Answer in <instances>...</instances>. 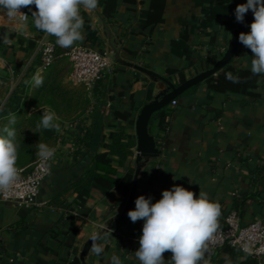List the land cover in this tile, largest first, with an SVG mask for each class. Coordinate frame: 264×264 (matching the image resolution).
Listing matches in <instances>:
<instances>
[{
	"label": "crops",
	"instance_id": "crops-1",
	"mask_svg": "<svg viewBox=\"0 0 264 264\" xmlns=\"http://www.w3.org/2000/svg\"><path fill=\"white\" fill-rule=\"evenodd\" d=\"M245 1L166 0L161 12L153 8L152 0H118L112 18L104 15L103 4L91 11L81 9L85 38L74 45L106 50L112 64L103 73L105 84L99 95L93 93V85L76 83L70 75L68 79L73 83L70 85L71 102L64 101V94L57 86L37 101L32 93L36 96L43 93L45 84L55 76L47 70L42 86L29 94L32 102L24 100L17 111L10 112L16 122L9 127L15 129L19 145L26 133L32 134L37 129L30 121L34 114L54 111L61 131L54 132L49 138L37 130L39 134L30 137L28 148L18 150L17 167L20 170L28 169L38 159L37 144L40 142L53 144L56 153L51 160L52 172L41 186L39 205L21 207L0 197V264H64L75 256L74 247L81 251L93 234L98 236L96 243L103 246V252L95 255L89 251L86 255L88 264H110L114 255L121 264H140L135 251L139 248L144 221L133 223L127 217L117 228L108 231L109 219L125 203L113 207L120 194L112 188L106 194L91 196L80 204L73 183L84 175L97 152L107 150L111 131L121 125H126L127 132L136 138L132 147L135 164L137 116L142 106L166 87L164 81L135 65L157 71L176 83H180L181 72L187 79L207 69L228 47L239 23L235 9ZM35 10L32 6V11ZM1 28L34 41L33 46L18 49L14 59H9L13 71L1 74L4 77H1L0 108H3L16 86L13 76L16 65H32L39 52L40 39L56 38L45 33L39 35L31 11L27 35L17 32L16 23L9 21L2 12ZM249 31L250 28L247 33ZM242 50L241 56L233 58L235 63L251 67V50L244 45ZM39 68L38 73L44 72L41 66ZM170 69L174 71L170 72ZM199 84L195 89L189 90L190 87L184 91L177 103L165 106L171 111L163 122L165 129L159 131V136L151 132L162 154L144 165L136 198L141 195L152 197V203H155L162 198L163 190H170L174 185L193 191L197 197L202 190L220 204L221 217L232 209L237 197L251 193V198L245 199L242 222L264 221V75H261L258 88L262 95L259 99L233 92L216 93L205 81ZM83 85L90 99L85 111L79 98ZM116 110L128 117L121 118ZM84 119L94 127V132L80 154L73 138L77 133L75 129ZM8 120L9 114L2 117L0 111V129L8 125ZM66 129L74 130L73 135L68 136ZM110 158V168L115 169L118 176L123 175L129 162L121 165L116 154ZM108 169L103 167L100 171ZM53 227L60 230L65 244L60 242L62 238L51 236ZM222 250V246L208 247L204 260L207 264H237L224 260L227 255ZM164 259L169 261L171 253H164ZM240 259L245 258L241 256ZM258 264H264V261Z\"/></svg>",
	"mask_w": 264,
	"mask_h": 264
},
{
	"label": "clouds",
	"instance_id": "clouds-1",
	"mask_svg": "<svg viewBox=\"0 0 264 264\" xmlns=\"http://www.w3.org/2000/svg\"><path fill=\"white\" fill-rule=\"evenodd\" d=\"M98 4L99 0H0V12L16 23L17 32L27 35L28 15L21 9L28 8L35 28L47 36L55 37L58 46L68 49L85 38L81 9L95 10ZM32 6H35V11H32ZM249 10L254 16L250 31L241 32L238 39L251 50L252 74L264 75V0H247L246 3L238 4L235 9L236 21L243 23ZM3 42L6 45L13 43L7 34ZM226 79L239 83V78L230 72L226 73ZM32 81L34 87H40L43 77L37 73ZM57 121L54 111H43L37 128L60 132ZM15 122V116L9 114L8 125L0 129V193L5 194L21 179V170L17 167L16 132L9 127ZM37 149L41 167H47L55 157L56 149L43 142L37 144ZM127 215L133 223L144 221L139 248L135 251L140 264H201L202 261L207 264L204 260L207 242L218 229L221 206L202 190L197 197L193 191L174 185L170 190H163L162 198L155 203H152V197H137L135 209ZM90 239V252L100 255L103 246L96 243L98 236L93 234ZM166 252L171 253V259L167 262L164 259ZM110 264H121V260L114 255Z\"/></svg>",
	"mask_w": 264,
	"mask_h": 264
},
{
	"label": "trees",
	"instance_id": "trees-1",
	"mask_svg": "<svg viewBox=\"0 0 264 264\" xmlns=\"http://www.w3.org/2000/svg\"><path fill=\"white\" fill-rule=\"evenodd\" d=\"M117 1L118 0H99V4H103L104 6V15L108 18H112L115 12L117 11ZM128 2H136V0H126ZM247 0L245 1V3ZM166 0H152V6L154 9L162 10L165 8ZM250 11V10H249ZM247 15V14H246ZM245 15V16H246ZM38 30V29H37ZM39 35L42 36L44 33L39 31ZM7 34L9 39L13 41L11 45H6L3 42L4 35ZM55 41V40H54ZM30 41H27L23 36L19 35L14 31H10L7 33L6 28L0 29V52L4 54L8 59H14L15 54L18 49L29 47ZM65 49L61 48L60 46L57 47V52L55 56L54 63L62 59ZM243 54V50H239L237 56H241ZM42 65L41 54L38 52L36 57L31 65L32 68H36ZM210 66V63L208 64ZM173 72L174 70H169ZM232 73L234 76L239 78V83H233L226 79V73ZM104 73V72H103ZM103 73L101 77L94 83L93 85V93L95 95L101 94L102 88L104 87L105 81L103 79ZM4 77V76H2ZM186 79L184 72H181L180 81L182 82ZM206 86L216 93H238L245 96H251L255 99H259L262 97L260 90L258 88L261 85V75H253L251 72V67L239 65L235 63V59H232L228 62L222 69H220L216 74L211 75L209 78L205 80ZM200 84H196L192 86L189 90L195 89ZM188 90V91H189ZM183 94H180L175 98V100L180 99ZM23 89H19L15 87L11 95L2 108L1 111L2 117L10 114V112L17 111L19 106L23 104ZM116 113L121 118H127L128 116L121 112L117 111ZM171 111L166 109V107L160 109L159 111L155 112L150 121V130L156 136H159V131L165 129L163 122L168 114ZM42 114H34L32 119L33 124L37 126L40 122ZM60 124V121H57ZM126 125H121L116 127L110 133L111 142L106 143L107 150L99 151L93 157L90 165L87 166L86 172L80 178L75 180L73 186L77 193V198L79 199L80 204H84L89 197L103 195L106 194L112 188H115L117 192L120 194L115 199V203L113 207L116 208L121 203L125 202L133 180V175L135 171V164L132 159L133 150L132 147L136 144V138L130 135L127 132ZM37 130H41L43 134L47 135L51 138L56 132L55 130H45V129H36L32 134L29 132L25 134V138L22 144H18V150L28 148V144L32 137H36L39 132ZM77 133H75L74 141L79 146L78 153L83 154L87 143L91 140L92 134L94 132V127L87 122V120H83L75 129ZM74 130L66 129V134L68 136L73 135ZM31 137V138H30ZM50 144V143H49ZM53 147V144L49 145ZM112 154H116L119 156V163L121 165H126L125 172L123 175L118 176L115 169L110 168ZM32 166H30L26 170H30ZM106 167L108 170L104 172L100 171L101 168ZM251 193H244L241 197H237L233 204L232 209H235L240 214V217L245 212L244 204L245 199L251 198ZM230 209V210H232ZM229 210V211H230ZM229 211H225L223 215L219 218L218 226L225 225V218ZM51 236L56 239H61L60 230L57 227H53L50 230ZM61 243H66L64 238L61 239ZM224 255L223 259L227 261H233L237 264H258L261 263L256 257L246 254L242 251V249L236 245H232L230 243H226L222 246ZM75 256L72 259H69L64 262V264H82V260L80 258V251L78 247H74ZM241 256H244L245 259H240Z\"/></svg>",
	"mask_w": 264,
	"mask_h": 264
},
{
	"label": "built area",
	"instance_id": "built-area-1",
	"mask_svg": "<svg viewBox=\"0 0 264 264\" xmlns=\"http://www.w3.org/2000/svg\"><path fill=\"white\" fill-rule=\"evenodd\" d=\"M22 12L28 15V8H22ZM58 45L54 40L48 38L40 39L39 53L42 59V68H48L55 61ZM65 49V48H63ZM73 63L71 77L76 83L94 85L102 73L111 67V59L106 50L97 49L85 45H73L65 49ZM0 67L8 72L13 71L9 59L0 52ZM0 74V86L2 83ZM174 104L177 100L172 101ZM52 172V163L49 161L47 167H41L38 158L34 161L30 170L21 169V179L8 193H0L4 200L13 201L16 205L31 208L39 205L38 196L44 179ZM208 247L217 249L226 243L236 245L246 254L256 257L260 262L264 261V221L254 219L250 222H242L237 210L232 209L225 218V225L218 226L217 231L207 242Z\"/></svg>",
	"mask_w": 264,
	"mask_h": 264
},
{
	"label": "water",
	"instance_id": "water-1",
	"mask_svg": "<svg viewBox=\"0 0 264 264\" xmlns=\"http://www.w3.org/2000/svg\"><path fill=\"white\" fill-rule=\"evenodd\" d=\"M254 16L252 11L248 13L243 23H238L234 28L232 36L230 38L228 47L223 52L221 57L210 67L199 71L192 77L185 79L180 83H176L173 79L167 76L148 69L146 67L135 65L137 68L147 71L156 78L161 79L166 83V87L160 90L153 99L146 102L136 119V134H137V147H136V159H135V171L133 175L132 185L128 194V197L120 211H118L114 216H112L108 221V231L114 230L119 225H121L125 219L128 217L127 213L133 209L137 189L139 183L140 174L144 168V165L153 157H158L162 154V149L158 146L156 137L150 131V121L155 112L159 111L163 107L170 104L177 96L182 94L188 88L205 81L211 75L216 74L220 69H222L228 62H230L242 49L243 44L239 42V34L241 32L247 33L250 28V24L253 22ZM33 46L34 41L30 40L29 43ZM0 74L7 75L8 70L0 67ZM92 241L89 238L83 245L80 251V258L82 264H88L86 260V255L90 251Z\"/></svg>",
	"mask_w": 264,
	"mask_h": 264
},
{
	"label": "rangeland",
	"instance_id": "rangeland-1",
	"mask_svg": "<svg viewBox=\"0 0 264 264\" xmlns=\"http://www.w3.org/2000/svg\"><path fill=\"white\" fill-rule=\"evenodd\" d=\"M47 70H51L52 74H54L55 76L51 79L50 82H48V84H45V88H44L45 91L43 92L44 94L39 93L36 96L35 93H32V95L35 96V100L37 101L42 100L46 95L47 91L50 90V88L57 86L64 94L63 95L64 101L71 102L72 89L70 88V85H73V83L71 80L68 79V76L72 74L73 63L70 60V58L67 55L63 56L62 59H59L48 68H43L44 72H39V74L43 77L45 76L44 73H46ZM38 71H41V69L39 67H36L34 69L31 67V64L25 63L22 66L16 65L15 71L13 73L14 80L16 81L15 87H18L20 90L23 89V96H22L23 101L27 100L29 101V103L32 102L33 98H29V94L32 91H34V89L36 88L34 87V82L32 81V77L36 75ZM85 89L86 87L85 85H83L80 86V90H79L81 108L84 109V111L88 108L90 104V99L87 96V92L85 91ZM48 145H51V143Z\"/></svg>",
	"mask_w": 264,
	"mask_h": 264
}]
</instances>
